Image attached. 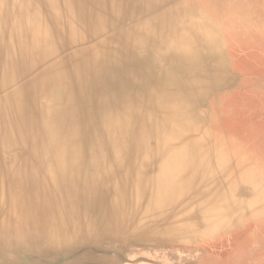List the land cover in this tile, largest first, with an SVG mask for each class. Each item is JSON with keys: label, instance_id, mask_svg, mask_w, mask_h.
<instances>
[{"label": "bare ground", "instance_id": "1", "mask_svg": "<svg viewBox=\"0 0 264 264\" xmlns=\"http://www.w3.org/2000/svg\"><path fill=\"white\" fill-rule=\"evenodd\" d=\"M220 1L0 0V264H177L263 229L237 136L264 121L223 102L264 27Z\"/></svg>", "mask_w": 264, "mask_h": 264}, {"label": "rangeland", "instance_id": "2", "mask_svg": "<svg viewBox=\"0 0 264 264\" xmlns=\"http://www.w3.org/2000/svg\"><path fill=\"white\" fill-rule=\"evenodd\" d=\"M214 1L215 4L222 5L220 0L219 3L218 0ZM224 1H228L231 6L239 3L243 5L240 16L247 20L243 23L245 26H250L256 19L257 27H264V0ZM236 69L239 81L235 87L227 90L229 97L224 100V105L234 106L238 111V117L244 114L250 115V119L264 121V67L249 69L240 66ZM237 138L244 142L243 146L249 151L264 156V132L256 135H239ZM258 226L260 225L255 223L242 224L224 237L211 238L209 240L212 242H208V246L196 248L200 254H193L185 259L186 262L181 260L177 264L195 261L201 264H264V227L261 231H256Z\"/></svg>", "mask_w": 264, "mask_h": 264}, {"label": "crops", "instance_id": "3", "mask_svg": "<svg viewBox=\"0 0 264 264\" xmlns=\"http://www.w3.org/2000/svg\"><path fill=\"white\" fill-rule=\"evenodd\" d=\"M184 264H201V263H198V262L195 261V262H189V263H184Z\"/></svg>", "mask_w": 264, "mask_h": 264}]
</instances>
